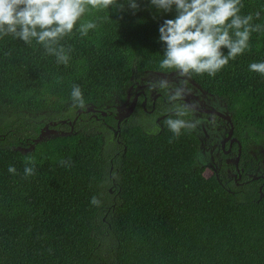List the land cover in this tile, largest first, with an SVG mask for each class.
Masks as SVG:
<instances>
[{"label": "trees", "instance_id": "obj_1", "mask_svg": "<svg viewBox=\"0 0 264 264\" xmlns=\"http://www.w3.org/2000/svg\"><path fill=\"white\" fill-rule=\"evenodd\" d=\"M138 3L135 12L86 13L82 20L97 27L86 36L74 28L61 40L67 65L35 40L0 39V264H264L260 182L229 191L205 176L199 137L189 129L174 137L165 123L172 114L158 130L124 122L115 156L105 154L96 128L111 130L79 113L112 109L137 73L175 71L159 67V27L175 9ZM242 3L240 14L259 11L253 23L264 26V0ZM253 62H264V30L214 77L190 75L227 105L246 164L253 145L264 147V75L249 70ZM73 85L82 90L83 108L73 106ZM100 117L116 127L110 115ZM63 120H76L72 134L34 143L50 123L70 133ZM29 159L36 174L25 177ZM62 159L72 166H61Z\"/></svg>", "mask_w": 264, "mask_h": 264}, {"label": "clouds", "instance_id": "obj_2", "mask_svg": "<svg viewBox=\"0 0 264 264\" xmlns=\"http://www.w3.org/2000/svg\"><path fill=\"white\" fill-rule=\"evenodd\" d=\"M150 3L160 12L170 13L175 9V18L164 20L159 27V39L165 45L159 67L175 70L180 77L193 73L214 77L230 60L250 48L253 32L264 30V26L253 23L254 16L260 18L259 11L254 16L240 14L242 0H150ZM93 9L135 12L140 4L138 0H0V39L11 35L28 45L35 40L47 54L56 57L58 64L67 65L70 54L61 40L73 34L74 28L81 36L95 29L94 21L82 20ZM224 48L228 49L227 54L222 51ZM249 70L264 75V62L251 63ZM187 83V79H182L181 85L174 87L161 78L151 84L153 89L170 90L167 98L176 118L169 117L165 123L176 138L182 130L193 129L199 123L183 118L191 106L177 103L185 98ZM71 100L74 107H85L78 85L72 87ZM59 163L72 166L70 160L62 159ZM35 169L34 160L26 161L25 177L34 176ZM8 171L17 174L14 166H9ZM91 203L98 206L100 200L93 196Z\"/></svg>", "mask_w": 264, "mask_h": 264}, {"label": "flooded vegetation", "instance_id": "obj_3", "mask_svg": "<svg viewBox=\"0 0 264 264\" xmlns=\"http://www.w3.org/2000/svg\"><path fill=\"white\" fill-rule=\"evenodd\" d=\"M161 78H166L174 87L180 86L182 79L188 81L185 98L177 103L191 106L184 119L193 123L199 121L195 128L189 130L199 137L197 158L204 175L216 177L229 191L249 188L256 182H260L258 184L260 197L264 195V159L257 156L255 152L256 148L260 147L264 150V147L253 145L247 164L242 162L243 145L236 136L227 105L218 96L204 90L190 76L180 77L176 71L137 73L132 78L125 98L116 100L112 109L108 108L106 112L90 106L83 112L89 115V119L102 121L111 130L117 141L118 150L119 146H122L120 131L116 134L118 120L120 115L127 113L131 107L134 108L133 113L122 121L121 125L131 121L143 123L152 130H158L161 129V122L167 115L175 116L174 111L170 110L172 105L167 98L170 90L151 87L153 82ZM103 113L106 114L105 117L110 115L116 121V127L105 122L104 117H100ZM69 122L65 125L71 128ZM55 128L59 130L58 126ZM118 154L117 151L114 155Z\"/></svg>", "mask_w": 264, "mask_h": 264}, {"label": "water", "instance_id": "obj_4", "mask_svg": "<svg viewBox=\"0 0 264 264\" xmlns=\"http://www.w3.org/2000/svg\"><path fill=\"white\" fill-rule=\"evenodd\" d=\"M133 107H131L129 109V111L125 114H121L120 118L118 120V126H117V130H116V134H118V132L120 131V125L122 123V121H124L126 118L130 117V115L133 113ZM83 111L79 110V113L81 114ZM104 116H106V114L104 113ZM76 123V120L74 122H69V125L71 127V131L70 133L67 132H63V131H58L56 130L54 127H56L58 125L57 122L55 123H50L49 125H46L42 130L41 133L39 135V137L34 141L35 144H38L44 140H46L47 138H51L53 136H66L68 134H72L73 130H74V125ZM61 125H65L67 124L66 120H63L60 122ZM24 152H28V150H22ZM240 152H241V147H240ZM264 197V195H261V198Z\"/></svg>", "mask_w": 264, "mask_h": 264}, {"label": "rangeland", "instance_id": "obj_5", "mask_svg": "<svg viewBox=\"0 0 264 264\" xmlns=\"http://www.w3.org/2000/svg\"><path fill=\"white\" fill-rule=\"evenodd\" d=\"M55 128V127H54ZM56 129V128H55ZM57 130V129H56ZM97 131L103 134L105 140L104 152L106 155H110L116 152L117 150V141L113 134L105 130L104 128H96ZM58 131H61L60 129ZM64 132V131H63ZM256 155L264 159V150L258 147L255 150Z\"/></svg>", "mask_w": 264, "mask_h": 264}]
</instances>
